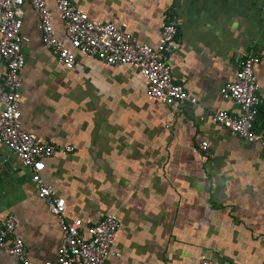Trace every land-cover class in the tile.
Listing matches in <instances>:
<instances>
[{"label": "crops", "instance_id": "obj_1", "mask_svg": "<svg viewBox=\"0 0 264 264\" xmlns=\"http://www.w3.org/2000/svg\"><path fill=\"white\" fill-rule=\"evenodd\" d=\"M46 1L55 35L65 41L55 0ZM71 2L151 47L160 45L164 22L176 14L180 49L167 62L197 104L167 107L133 65L109 67L76 53L75 68L66 69L44 45L38 14L26 3L21 121L39 142L75 147L47 159L43 171L66 201V222L105 215L120 221L114 244L120 257L103 264H264V151L209 120L219 110L239 112L221 89L253 53L261 57L256 128H264V0ZM4 72L0 57V78ZM9 216L31 264L56 260L59 222L30 171L0 141V225ZM13 263L0 249V264Z\"/></svg>", "mask_w": 264, "mask_h": 264}, {"label": "built area", "instance_id": "obj_2", "mask_svg": "<svg viewBox=\"0 0 264 264\" xmlns=\"http://www.w3.org/2000/svg\"><path fill=\"white\" fill-rule=\"evenodd\" d=\"M30 4L38 14L42 41L68 70L77 63V54L103 62L109 67H137L148 86L149 94L167 107L183 103L197 104L186 90L175 83L167 58L179 52L178 40L181 19L172 15L161 30V43L157 47L141 44L132 34L114 24L92 20L89 15L73 5L71 0H55L57 16L63 25L65 41L57 38L52 14L46 0H0V57L5 72L0 78V141L16 155L31 180L38 187L39 198L46 202L49 211L61 227L63 240L57 258L41 264H103L109 258H119L114 244L121 229L120 221L113 215L99 220L68 223L64 218L66 201L43 177L45 161L59 153H74L71 145L42 143L23 129L20 104L22 100V71L25 67L23 45L30 39L21 34L23 6ZM261 63L257 54H249L239 61L235 80L221 89V97L234 103L239 112L232 114L219 110L209 115L211 123L226 129L232 136L248 143H258L264 151V128H256L261 100L256 67ZM206 121V117H201ZM208 151L209 144H200ZM15 170V168H14ZM16 218L9 216L0 225V249L9 253L13 264H31L24 241L15 235ZM198 264H216L205 259ZM221 264H233L223 262Z\"/></svg>", "mask_w": 264, "mask_h": 264}, {"label": "trees", "instance_id": "obj_3", "mask_svg": "<svg viewBox=\"0 0 264 264\" xmlns=\"http://www.w3.org/2000/svg\"><path fill=\"white\" fill-rule=\"evenodd\" d=\"M260 108H261V105H260ZM260 108H259V111H260V113H261V111H262V108H261V109H260ZM260 113L258 114V117H259ZM258 117H257V118H258Z\"/></svg>", "mask_w": 264, "mask_h": 264}]
</instances>
